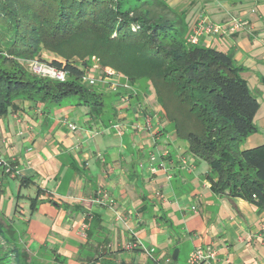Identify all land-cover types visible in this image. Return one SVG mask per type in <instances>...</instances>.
I'll list each match as a JSON object with an SVG mask.
<instances>
[{"label": "crops", "instance_id": "0c3cea01", "mask_svg": "<svg viewBox=\"0 0 264 264\" xmlns=\"http://www.w3.org/2000/svg\"><path fill=\"white\" fill-rule=\"evenodd\" d=\"M165 2L180 15L186 38L202 19L225 27L219 34L197 33V44L229 54L251 92L264 99V0ZM234 18L245 24L230 33L226 25ZM121 84L116 90L100 88L111 99L95 117L77 100L51 106L20 101L0 117V158L17 171L0 177V214L23 213L18 198L30 204L38 196L30 222L44 234L48 230L45 242L63 248L60 255L71 261L78 252L75 243L85 242V230L92 226L96 237L90 239L91 233L88 244L98 245L101 260L117 264H168L174 248L172 261L183 251L188 264L189 254L205 245L215 249L208 264H264V209L212 193L205 178L208 166L176 136L152 86ZM259 110L260 104L256 131L241 149L264 144ZM133 239L148 252L126 248Z\"/></svg>", "mask_w": 264, "mask_h": 264}, {"label": "trees", "instance_id": "16d2710c", "mask_svg": "<svg viewBox=\"0 0 264 264\" xmlns=\"http://www.w3.org/2000/svg\"><path fill=\"white\" fill-rule=\"evenodd\" d=\"M77 36L89 50L71 46ZM62 43L68 51L59 47ZM43 48L64 57L48 62L66 72L64 81L27 72L13 59H33ZM89 54H97L102 67L121 72L129 82L150 81L176 136L207 164L212 193L264 209V144L240 148L256 131L258 99L229 54L187 40L180 15L165 0H0V117L20 101L51 106L69 96L88 106L93 117L100 115L105 94L81 81L84 60L82 67L70 61ZM26 180L20 178V184ZM37 198L29 199L31 212ZM6 226L0 224V264H32L29 254L6 238L13 232ZM91 233L85 230L86 240ZM98 248L88 257L91 263L117 264L101 260ZM55 257L66 261L63 255Z\"/></svg>", "mask_w": 264, "mask_h": 264}, {"label": "rangeland", "instance_id": "374dc122", "mask_svg": "<svg viewBox=\"0 0 264 264\" xmlns=\"http://www.w3.org/2000/svg\"><path fill=\"white\" fill-rule=\"evenodd\" d=\"M71 41V46L72 47H79L80 49H90V45L85 44L84 47V42L82 37H74L72 39H70ZM58 46V45H57ZM59 47L62 48V50L64 51H68L69 50V46H67L66 43H62L59 45ZM22 68H24L27 72L30 73H34L36 74L32 68H31V61L36 60L37 62L43 64V65H50L48 62L52 59H57V60H63L64 57H62L61 55L57 54L56 52L47 49V48H43L41 49L39 56L34 57L33 59L30 60H25V59H20V58H13ZM86 62V66H83L84 69V74H87V76L89 77H95L98 81L96 82V84L92 85V88L99 92L100 88L105 89L110 86L108 83H104L101 81V79H99L100 76L105 75V73L109 70H113L109 67H102L99 57L97 54H89L86 55L84 57H80V56H76L74 55L73 57L70 58V61L77 66H81L82 67V61ZM116 72L117 75L119 76V83L121 84V80L124 81V83H128L130 85L129 79L124 76V74H122L119 71L113 70ZM39 75V74H38ZM139 82L142 83H150L149 80L147 79H140L138 80ZM111 88V87H110ZM154 97V96H153ZM258 102L260 104V110L258 113H263L264 112V99L262 96H258ZM110 96L105 95L103 100L105 102V104H109L110 103ZM113 100V99H112ZM152 100V99H151ZM155 100V98H154ZM76 101V96H69L65 99L62 100L63 103H67V102H75ZM46 105V104H44ZM254 121H256V118L254 119ZM166 124V123H165ZM200 163L202 165H204L205 167L207 166V164L203 161L200 160ZM208 168V167H207ZM4 179H6V177H4ZM9 186L13 192V197H15V186H14V181L9 180ZM24 188H22L21 192L25 193ZM27 193V192H26ZM18 204L22 206V209H20L23 213H20L18 211L16 212H11L8 217H5L4 215L0 214V224L3 225V228L6 230L7 226L6 225H10L11 229L13 230L12 234L8 235L6 234V238L11 241V243H14L17 245V247H19V249H23L25 250L28 254H29V259H30V263L32 264H77L76 261H78V263L81 264H93L89 261V256L92 255V250L94 249V247H92V245L90 246L86 240V234H85V242H80V243H75L76 247L78 248V252L77 255L75 256V258L71 261L68 260V258H66V261H63L61 259H57L55 257V254H61L64 249L63 248H59V247H52L50 244H48L46 241L47 236L49 231L47 230L46 233L44 234L42 232V230H40L39 228H36V222L31 221L30 222V209H29V201L24 198L22 195L18 198ZM90 230L93 231V227L91 226ZM96 231L97 229L95 228V230L92 232V237L90 239L96 237ZM87 242V243H86ZM83 247V249H82ZM103 249V248H102ZM176 248H174L171 252H170V263L168 264H187L184 257H183V251L180 253V256L178 257V260L173 262L171 259L172 253ZM81 254L84 257L83 261L78 260V255ZM105 260L107 261H112L115 263V261H113L110 258H105ZM167 264V263H166Z\"/></svg>", "mask_w": 264, "mask_h": 264}, {"label": "built area", "instance_id": "2783aa9c", "mask_svg": "<svg viewBox=\"0 0 264 264\" xmlns=\"http://www.w3.org/2000/svg\"><path fill=\"white\" fill-rule=\"evenodd\" d=\"M244 24V21L234 18L228 21L226 28L230 33H232L241 28ZM223 28L225 27H222L219 24L212 23L206 19H202L199 22L198 28L196 29L197 32L190 36H187V40L192 43H197V33L205 32L209 34H219ZM31 68L36 74H39L41 76H46L59 81H64L67 78L66 72L62 69H58L52 65H43L36 60L31 61ZM119 76L120 75H117L115 71L109 70L105 73V75L100 76L99 79H101V81L104 83H109L110 87L116 90L120 85L118 79ZM81 81L88 85H94L98 80L95 77H89L87 76V74H83ZM121 85H123L124 87H130V85L126 82ZM123 99L125 100L126 98L123 97ZM67 126L70 129L76 128V126L72 123H68ZM14 174H17V171L11 166L10 162H8L6 159L0 158V177L5 175L14 176ZM138 247H141L142 249H144V251L148 252L147 249L143 247V245H141V243L136 239H133L126 244V248L128 249H135ZM214 259L215 249L210 245H205L203 247H196L189 254L187 262L188 264H208L210 260Z\"/></svg>", "mask_w": 264, "mask_h": 264}, {"label": "water", "instance_id": "95a60500", "mask_svg": "<svg viewBox=\"0 0 264 264\" xmlns=\"http://www.w3.org/2000/svg\"><path fill=\"white\" fill-rule=\"evenodd\" d=\"M177 249H175L172 253V259L175 260L176 259V256H177Z\"/></svg>", "mask_w": 264, "mask_h": 264}]
</instances>
